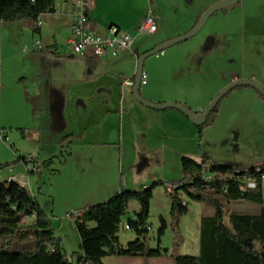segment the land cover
Returning <instances> with one entry per match:
<instances>
[{
	"label": "crops",
	"instance_id": "0c3cea01",
	"mask_svg": "<svg viewBox=\"0 0 264 264\" xmlns=\"http://www.w3.org/2000/svg\"><path fill=\"white\" fill-rule=\"evenodd\" d=\"M222 1L95 0L89 12L90 28L106 34L116 26L134 38L131 52L101 61L73 54L70 40L77 0H58L55 13L39 18V32L22 22L0 23L1 102L5 98L20 107L16 122L4 125L0 121V127L23 130L11 144L0 142V164H10L0 170V181L15 178L26 188L40 183V177L26 174L19 157L32 153L38 165L52 160L50 167L60 164L53 170L54 177L69 179L79 187L80 215L108 201L122 185L127 190L140 180L148 188L151 184L142 177V170L149 164L165 170L177 159L181 167L182 157L190 156L206 161L208 167L217 164L247 170L263 165L260 156L237 157L231 149L221 150L218 159L203 157L200 150L212 127L200 136L183 113L148 108L135 100L133 87L125 86L136 80L141 55L189 33L210 7ZM150 14L158 25L152 36L138 32ZM37 41L40 49L34 47ZM163 53L157 67L149 69L150 82L139 90L153 104L183 105L199 116L234 82L255 81L264 87V0H239L215 11L190 41ZM213 74L217 81L210 87L199 89L190 81L191 76L207 80ZM222 125L232 129L224 130ZM213 126L226 144L241 135L263 140L264 102L253 88H236L223 99ZM192 143H196L194 152ZM34 222L32 216L22 224Z\"/></svg>",
	"mask_w": 264,
	"mask_h": 264
},
{
	"label": "trees",
	"instance_id": "16d2710c",
	"mask_svg": "<svg viewBox=\"0 0 264 264\" xmlns=\"http://www.w3.org/2000/svg\"><path fill=\"white\" fill-rule=\"evenodd\" d=\"M57 2L58 0H0V23L22 22L39 32V18L55 13ZM255 91L264 102V97ZM223 99L207 117L206 123L197 127L200 136L205 128L215 123ZM22 158L21 156L18 160ZM51 165L52 160H49L39 164L38 168ZM9 166L10 164H0V170ZM181 168L184 178L176 183L179 187L170 194V217L173 226L176 224L177 235L179 220L189 212L180 192L195 202H211L215 213L201 218L199 255H170L174 264H264V197L261 182L259 181L256 190L244 191L235 179L207 181L204 177L208 174L232 175L237 170H244L212 164L209 173H205L200 163L186 156L181 159ZM247 170L252 171L253 168ZM158 185L163 183H153L142 192L126 190L122 185L120 191L108 201L91 206L76 216L75 227L81 251L74 254L71 260L55 238L47 212L33 194L17 182L0 181V264H104V260L112 256L147 260L166 258L169 256L167 249H151L145 240L151 201ZM241 200L261 206V212L258 215L232 214L228 226L225 223L227 205ZM133 201L139 204V211L134 218L127 220V227L137 238L124 248L120 245L118 234L122 219ZM32 216H35L34 224H22L24 219ZM92 223L94 227L90 226ZM166 228V222L161 219L159 242Z\"/></svg>",
	"mask_w": 264,
	"mask_h": 264
},
{
	"label": "rangeland",
	"instance_id": "374dc122",
	"mask_svg": "<svg viewBox=\"0 0 264 264\" xmlns=\"http://www.w3.org/2000/svg\"><path fill=\"white\" fill-rule=\"evenodd\" d=\"M65 35H67V32H65ZM26 39L30 40L31 37ZM190 40H187V42ZM159 59L160 58H158L157 55H154L145 61L144 73L148 74V82H150L149 69H151L152 67L156 68ZM202 79L203 78H201L200 76L190 77L191 83L193 85H196L199 89L204 87H210L211 85H213V83L217 81L215 74H213L212 76L209 75L207 80ZM141 90H143L142 87ZM226 97L224 99H226ZM18 108H20L18 105L14 104L12 101H7L5 98L1 102L0 96V121L4 125L15 123V117L19 113ZM11 109L15 110V112H12ZM213 125L205 128V130H207L212 127V129L209 130L211 131V133L208 132L207 134V144H204L202 149L200 150V153L203 157H207L210 159H218L220 158V156H222L220 153L221 150L226 151L231 149L237 151V157H243L244 155H247L248 157L260 156L264 159V139L255 140L252 138H246V136L241 135L239 140L233 139L231 141L229 139L232 143L226 144V142H221V139L218 137L217 134L218 129ZM221 128L224 130L232 129L224 128L223 125ZM1 130L5 132L8 140L11 142H14L16 134L21 135L22 133L20 130H13L9 127H0V131ZM195 144L196 143H192V146L190 147L191 152H194V150H196ZM29 146L30 145H26V147ZM27 155H32L37 158L32 153H26L25 156ZM55 159L59 160L58 158ZM40 160L41 162L44 161L43 159ZM197 162H200L201 165L207 168L205 169L206 171L204 170L205 173H209L210 167L212 165L208 167L209 164L205 163L206 161L198 160ZM114 164L115 165L113 167V171L115 174H117L118 164ZM59 165L60 164L56 163L55 167L38 168L35 173L30 175L26 173L28 176L32 175L41 178L40 183H32V185L27 186V189L33 194L35 198L41 201L40 205L44 208V210L49 216V220L54 231L55 238L58 240L63 252L67 255L69 259L72 260V256L81 251V242L79 234L75 227V219L78 212L77 210H79L78 207L81 204L76 196L79 187L75 185L74 181H71L66 178L54 177L56 174L53 170L54 168L59 167ZM120 174L121 173H119V175ZM126 176L128 178V175ZM143 176H146V179L150 181V184L164 182L163 185H158L154 189V202L148 220V234L146 235L145 240L147 242L148 247L151 249H167L169 256L166 257L164 260L159 261H151L149 259L147 260L141 258H125L112 256L105 259V264H174L173 260L170 258V255L198 256L200 253V221L203 216H212L215 213L214 205L209 201H192L191 199L183 195L182 192H180L182 199L186 202L188 206L189 212L187 215L181 217V219L179 220V233L177 235V233L175 232L176 224H174L173 226V221L170 217L171 198L168 194L166 186L168 185V182L170 186H174V183L171 182L177 183L179 180H182L184 178V174L182 173L179 161H177V159L174 160L167 166L165 170H161L156 166L150 168L149 164L148 166H145L142 170V177ZM165 180H167V183H165ZM141 182L142 181L140 180L134 181L132 184H130L131 188L127 190L135 192L144 191L146 188L142 187ZM262 194L264 197V181ZM261 209V206L246 200L232 202L227 205V217L225 219V223L228 226L230 225L229 218L232 214L258 215L260 214ZM138 211L139 204L136 201H133L129 205L127 215L122 219L118 237L120 245L124 248H126L130 242L136 240L137 238L136 234L127 228V220L129 218H134L135 213ZM161 219H164L167 228L165 234L162 236L161 241L159 242L158 232L161 227ZM94 226L95 225L92 223L91 227Z\"/></svg>",
	"mask_w": 264,
	"mask_h": 264
},
{
	"label": "built area",
	"instance_id": "2783aa9c",
	"mask_svg": "<svg viewBox=\"0 0 264 264\" xmlns=\"http://www.w3.org/2000/svg\"><path fill=\"white\" fill-rule=\"evenodd\" d=\"M94 1L95 0H77L74 5L72 35L70 40L73 54L80 58H93L101 61L107 57L117 58L124 53L131 52L134 42L132 34L122 31L116 26L109 27L106 34H102L89 27V12L94 8ZM157 30L158 25L150 14L141 28L138 29V32L152 36ZM34 47L40 49L41 42L37 41ZM24 50L27 49L25 48ZM163 54L162 51L158 53L157 56ZM134 84L135 81H127L125 86L134 87ZM146 84L147 76L143 72L141 76V87ZM0 140L11 144L3 130L0 131ZM22 157L21 162L26 173L28 175L35 173L38 170L36 158L32 155ZM204 178L207 181H213L215 179L220 181L235 179L241 184L244 191H252L258 188L259 181L263 184L264 164L253 168L252 171L244 170L240 172V170H237L235 174L232 175L208 174ZM10 181L17 182V179L10 178L8 182ZM178 187V185L168 186V194H172Z\"/></svg>",
	"mask_w": 264,
	"mask_h": 264
},
{
	"label": "water",
	"instance_id": "95a60500",
	"mask_svg": "<svg viewBox=\"0 0 264 264\" xmlns=\"http://www.w3.org/2000/svg\"><path fill=\"white\" fill-rule=\"evenodd\" d=\"M239 0H225L220 3L215 4L214 6L210 7L202 16L199 23L187 34L178 37L176 39H173L171 41H168L160 46L155 47L151 51H148L141 55L138 59V67H137V73H136V80L133 87V96L136 101L141 103L142 105L155 109V110H167V109H173L180 111L183 113L194 126L201 127L206 123L207 117L210 115V113L215 109V107L218 105V103L226 96L227 93L232 91L233 89L239 88V87H251L255 90H257L263 97H264V87L258 84L255 81H237L229 85L226 89H224L220 94L217 95V97L212 101V103L208 106V108L201 113V115L196 116L189 108L183 105L179 104H165V105H156L152 102L148 101L144 97L141 96L139 90L141 88V76L144 71V64L145 61L154 56L158 53L164 51L165 49L174 46L176 44L185 42L187 40H190L194 36H196L199 31L202 29V27L205 25L206 21L211 17V15L220 9L231 7L235 4H237Z\"/></svg>",
	"mask_w": 264,
	"mask_h": 264
}]
</instances>
